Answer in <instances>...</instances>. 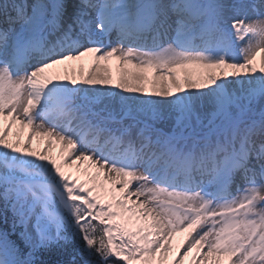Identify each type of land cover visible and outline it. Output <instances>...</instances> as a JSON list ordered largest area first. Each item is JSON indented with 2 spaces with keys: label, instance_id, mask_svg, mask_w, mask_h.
<instances>
[{
  "label": "snow or ice",
  "instance_id": "obj_1",
  "mask_svg": "<svg viewBox=\"0 0 264 264\" xmlns=\"http://www.w3.org/2000/svg\"><path fill=\"white\" fill-rule=\"evenodd\" d=\"M0 15V264H264V0Z\"/></svg>",
  "mask_w": 264,
  "mask_h": 264
},
{
  "label": "bare ground",
  "instance_id": "obj_2",
  "mask_svg": "<svg viewBox=\"0 0 264 264\" xmlns=\"http://www.w3.org/2000/svg\"><path fill=\"white\" fill-rule=\"evenodd\" d=\"M77 66L79 65H83L85 70H87V66L88 64L90 63V58H85L83 61H78V62H75ZM112 64L113 63H117L116 61H112L111 62ZM189 71L193 72V73H199L201 71H207L206 69H201V68H198L197 66H190V68L188 69ZM181 73H183L185 70L184 69H180L179 70ZM59 151V145L56 146V148L54 149V154L58 153ZM180 240V236L177 237V242H179Z\"/></svg>",
  "mask_w": 264,
  "mask_h": 264
},
{
  "label": "trees",
  "instance_id": "obj_3",
  "mask_svg": "<svg viewBox=\"0 0 264 264\" xmlns=\"http://www.w3.org/2000/svg\"><path fill=\"white\" fill-rule=\"evenodd\" d=\"M0 207H2V205H0ZM8 217H9V222L8 223H4L2 218H0V228L6 230V231H11V213H8ZM17 231H19V229H17ZM12 239H17L16 236H12ZM82 243V241H81Z\"/></svg>",
  "mask_w": 264,
  "mask_h": 264
}]
</instances>
